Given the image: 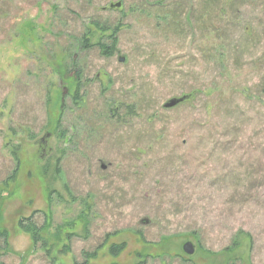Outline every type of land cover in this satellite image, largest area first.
<instances>
[{
	"label": "rangeland",
	"instance_id": "obj_1",
	"mask_svg": "<svg viewBox=\"0 0 264 264\" xmlns=\"http://www.w3.org/2000/svg\"><path fill=\"white\" fill-rule=\"evenodd\" d=\"M0 229V264H264V0H0Z\"/></svg>",
	"mask_w": 264,
	"mask_h": 264
},
{
	"label": "trees",
	"instance_id": "obj_2",
	"mask_svg": "<svg viewBox=\"0 0 264 264\" xmlns=\"http://www.w3.org/2000/svg\"><path fill=\"white\" fill-rule=\"evenodd\" d=\"M95 27L101 32V35L98 39V41H95L94 45H97V47L99 48L100 52L104 55V56H111L114 53V50L116 48L115 44H116V34H117V27L111 29V32L109 34H106L105 32L107 31L106 28L102 25H99L98 23H94ZM87 32H85V34L78 39V47L79 48H85L88 43V39L86 37ZM75 60H72V63H74ZM74 80L78 82L77 78L78 76V72H76V74L73 76ZM78 85V83H77ZM77 89L73 95V100L76 101V95H77ZM50 100V99H49ZM49 102V101H48ZM58 106L60 105V103L57 104ZM64 104H62V106L60 105V110L57 116V119L55 120V125H54V134L57 135V138L59 140V143H62L64 141L67 140L66 137V133L65 130H61L60 128V118L61 115L64 112ZM114 112V109H113ZM111 115L119 118V116H115L114 113L111 112ZM61 150L64 151V148H61ZM16 165L17 168L19 166V159H16ZM55 168V175H59V169L58 166L55 164L54 166ZM43 175H46L48 172L47 167H43L41 170ZM11 179V178H10ZM52 193H48L47 195V201H48V207L51 206V202H52ZM81 216L85 218L84 212L81 210ZM50 225V221L47 222V216L44 217V221L41 225H37L33 220L32 217H21L18 220V227L20 230H22L23 232H26L27 234H29L31 236V239L33 241V244L36 245L38 242H42L41 246L46 247V241L47 239L43 236V233L48 230V227ZM7 238H8V233L7 230L4 229H0V241H2L5 245H7ZM124 248V243H112L109 245L108 247V253L110 256L114 257L117 256ZM47 252H49L47 250ZM146 256H149V254H145V255H141V254H137L138 258H145ZM85 259L83 260V262L81 264H86L87 260L90 258H94L95 257V253L94 252H86L84 254ZM142 261H136L134 264H141ZM52 264H55V260H52Z\"/></svg>",
	"mask_w": 264,
	"mask_h": 264
},
{
	"label": "water",
	"instance_id": "obj_3",
	"mask_svg": "<svg viewBox=\"0 0 264 264\" xmlns=\"http://www.w3.org/2000/svg\"><path fill=\"white\" fill-rule=\"evenodd\" d=\"M118 5V4H117ZM112 6V5H111ZM123 59L121 58L120 61H122ZM189 96H182V97H179V98H172V99H169L168 101H166L164 103V107L165 108H170V107H174L176 105H178L179 103L185 101ZM48 136V135H47ZM102 169L105 168L104 165L101 166ZM182 250L184 253H186L187 255H191L193 254L194 252V247L192 245V243L190 241H187L185 242L183 245H182Z\"/></svg>",
	"mask_w": 264,
	"mask_h": 264
},
{
	"label": "flooded vegetation",
	"instance_id": "obj_4",
	"mask_svg": "<svg viewBox=\"0 0 264 264\" xmlns=\"http://www.w3.org/2000/svg\"><path fill=\"white\" fill-rule=\"evenodd\" d=\"M47 135L49 136L50 134H47ZM47 135H46V136H47ZM48 136H47V137H48ZM39 142L43 145V144H45V139L42 137V138L39 140Z\"/></svg>",
	"mask_w": 264,
	"mask_h": 264
}]
</instances>
